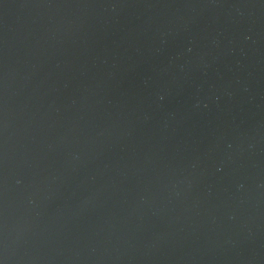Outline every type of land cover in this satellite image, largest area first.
I'll return each mask as SVG.
<instances>
[{
  "label": "water",
  "instance_id": "water-1",
  "mask_svg": "<svg viewBox=\"0 0 264 264\" xmlns=\"http://www.w3.org/2000/svg\"><path fill=\"white\" fill-rule=\"evenodd\" d=\"M0 264H264V0H0Z\"/></svg>",
  "mask_w": 264,
  "mask_h": 264
}]
</instances>
